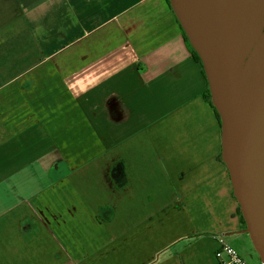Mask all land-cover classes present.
<instances>
[{"label":"crops","instance_id":"obj_1","mask_svg":"<svg viewBox=\"0 0 264 264\" xmlns=\"http://www.w3.org/2000/svg\"><path fill=\"white\" fill-rule=\"evenodd\" d=\"M176 17L166 0H0V264H218L244 233Z\"/></svg>","mask_w":264,"mask_h":264},{"label":"water","instance_id":"obj_2","mask_svg":"<svg viewBox=\"0 0 264 264\" xmlns=\"http://www.w3.org/2000/svg\"><path fill=\"white\" fill-rule=\"evenodd\" d=\"M264 4V0H261ZM198 52L222 123V159L261 264H264V60L247 86L241 66L257 0H171Z\"/></svg>","mask_w":264,"mask_h":264},{"label":"flooded vegetation","instance_id":"obj_3","mask_svg":"<svg viewBox=\"0 0 264 264\" xmlns=\"http://www.w3.org/2000/svg\"><path fill=\"white\" fill-rule=\"evenodd\" d=\"M263 53H264V4L261 0H257L256 21L254 26L250 28L246 42V51L241 66L242 75L245 81L247 82V85H248V79L253 73V70H255L254 64H257L258 60L261 58Z\"/></svg>","mask_w":264,"mask_h":264},{"label":"rangeland","instance_id":"obj_4","mask_svg":"<svg viewBox=\"0 0 264 264\" xmlns=\"http://www.w3.org/2000/svg\"><path fill=\"white\" fill-rule=\"evenodd\" d=\"M228 236H230V235H228ZM226 240L229 242V244L231 246H233L239 252V254L245 260H247L249 262V264H261L260 259L258 257V254L255 251V249L252 245V242L250 240V237L247 233L244 232V233L233 234V235H231V237L229 239H226ZM226 240L220 238L218 247L221 245L222 241H226ZM206 244L208 245V243H206ZM216 251H217V249H216ZM216 251H215V256H216Z\"/></svg>","mask_w":264,"mask_h":264},{"label":"trees","instance_id":"obj_5","mask_svg":"<svg viewBox=\"0 0 264 264\" xmlns=\"http://www.w3.org/2000/svg\"><path fill=\"white\" fill-rule=\"evenodd\" d=\"M166 1H167L169 7L171 8V10L173 11V13H174L175 16H176V13H175V11H174V8H173V6H172V4H171V0H166ZM176 18H177V17H176ZM177 21H178V23H179V25H180V27H181V30H182V33H183V37H184V39H185V41H186V44H187V46H188V48H189L191 54L194 56L195 59H197V60L202 64V60H201V58H200L198 52L196 51V49L194 48V46H193L192 43L190 42L189 38L187 37V35H186V33H185V31H184V29H183V27H182V25H181V23H180V21H179L178 18H177ZM263 59H264V53H263V55L261 56V58L258 60L257 64H254L255 70H253V73L251 74L250 78L248 79V85H250L251 81L253 80V78H254V76H255V74H256V72H257V70H258V68H259V66H260V64H261V62L263 61ZM202 65H203V64H202ZM203 72H204V74H205V76H206V73H205L204 67H203ZM207 83H208V82H207ZM246 84H247V82H246ZM248 85H247V86H248ZM205 98H206L207 101H209V103L213 106V103H212V100H211V93H210L209 86L207 87V91H206V94H205ZM213 107H214V106H213ZM214 108H215V107H214ZM215 111H216L217 116L219 117V119H221L220 114L218 113V111H217L216 109H215ZM221 159H222V156H221ZM239 213H240V216H241V218H242L243 224H244V226H245V222H244V219H243V217H242V215H241L240 208H239Z\"/></svg>","mask_w":264,"mask_h":264},{"label":"built area","instance_id":"obj_6","mask_svg":"<svg viewBox=\"0 0 264 264\" xmlns=\"http://www.w3.org/2000/svg\"><path fill=\"white\" fill-rule=\"evenodd\" d=\"M216 258L218 264H249V262L245 260L227 241H222L216 251Z\"/></svg>","mask_w":264,"mask_h":264}]
</instances>
